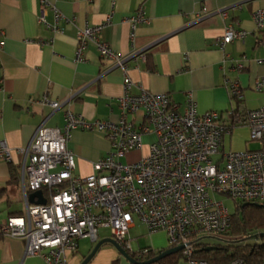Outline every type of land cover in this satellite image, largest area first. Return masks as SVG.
<instances>
[{
    "label": "built area",
    "instance_id": "built-area-1",
    "mask_svg": "<svg viewBox=\"0 0 264 264\" xmlns=\"http://www.w3.org/2000/svg\"><path fill=\"white\" fill-rule=\"evenodd\" d=\"M47 10H53L52 23L46 18ZM207 13L204 7L197 17ZM113 14L111 10L103 22L78 30L77 61L83 60L85 49L93 43L103 58L127 70L128 57L101 39ZM223 15L227 16V10ZM64 18L51 0H40V24L61 33ZM253 18L260 34L259 44L264 47V8L255 10ZM127 20L133 33L139 23L148 22L142 7ZM248 33L229 25L219 46L224 49ZM257 62L264 64V57ZM237 66L241 69L244 63L238 62ZM225 84L238 102L229 111L228 122L219 111L199 112L192 93L184 111L167 93L144 87L134 93L136 83L126 74L124 92L117 98L119 119H89L67 109L62 127L39 125L28 146L17 149L24 155L20 182L26 209L1 223L2 234L25 240V258L40 256L45 264H68L69 254L78 250L80 239L98 241L99 230L108 228L111 237L133 258L144 261L163 249L135 247L137 239L130 238V231L137 218L149 234L164 232L167 248L184 246L180 252L190 264H213L195 256L201 245L208 244L203 238L219 239L230 228L232 214L219 196L235 202L264 203V106L244 108L240 83L226 78ZM254 90L264 92V75L255 81ZM34 102L29 99L30 104ZM37 102L53 110L64 104L48 95ZM237 126H247L250 140L260 147L225 151V135ZM77 129L101 133L111 143V149L94 163V172L87 176L75 173V154L68 147ZM149 134L156 140L148 144L147 155L123 161L129 152L143 147V137ZM12 153L7 142L1 140L0 159L11 162ZM37 190H43L45 204L29 201V194ZM224 264L247 262L237 259Z\"/></svg>",
    "mask_w": 264,
    "mask_h": 264
},
{
    "label": "crops",
    "instance_id": "crops-1",
    "mask_svg": "<svg viewBox=\"0 0 264 264\" xmlns=\"http://www.w3.org/2000/svg\"><path fill=\"white\" fill-rule=\"evenodd\" d=\"M51 1L65 17L61 33L39 23L40 0H0V141L13 150L11 162L0 159V264H45L40 256L25 258L24 239L1 232L3 221L26 209L20 182L24 155L17 149L28 146L42 123L62 127L67 109L89 119H119L117 98L124 92L126 74L136 83L134 93L140 87L167 93L180 111L192 93L199 112L219 111L227 122L229 111L238 102L232 99L226 78L240 83L244 108L264 106V92L254 90L255 81L264 75V64L257 62L264 57V47L259 44L253 18L255 10L264 8V0ZM140 7L148 22L139 23L133 33L127 18ZM204 7L208 13L198 18ZM111 10L113 18L102 30L101 39L128 57L127 70L103 58L93 43L85 49L83 60L75 58L78 30L103 22ZM46 18L54 22L53 10H47ZM229 25L249 33L222 49L219 42ZM50 39L52 43L41 42ZM238 62L244 63L243 68H238ZM44 95L64 102L63 106L53 110L39 104ZM30 98L35 102L30 104ZM146 136L153 140L144 143ZM155 140V135H145L143 147L129 152L125 162L147 155L148 144ZM68 147L75 154V173L87 176L111 143L101 133L77 129ZM259 147L250 140L247 126L235 127L224 138L225 151ZM12 168L19 181L12 179ZM85 257L73 260L81 264Z\"/></svg>",
    "mask_w": 264,
    "mask_h": 264
},
{
    "label": "trees",
    "instance_id": "trees-1",
    "mask_svg": "<svg viewBox=\"0 0 264 264\" xmlns=\"http://www.w3.org/2000/svg\"><path fill=\"white\" fill-rule=\"evenodd\" d=\"M11 172L12 179L19 181L17 170L12 168ZM236 203L237 210L232 214L230 228L224 234L229 236L224 241L225 243L201 245L196 251V258L207 260L213 264H224L237 259H244L247 264H264V233L261 230L264 229V206L256 205V202ZM245 234L254 237L259 243L244 245L239 238ZM220 239L222 238L217 240L220 241ZM156 255L158 254H150L147 259ZM181 258H183V254L178 252L155 264H179Z\"/></svg>",
    "mask_w": 264,
    "mask_h": 264
},
{
    "label": "rangeland",
    "instance_id": "rangeland-1",
    "mask_svg": "<svg viewBox=\"0 0 264 264\" xmlns=\"http://www.w3.org/2000/svg\"><path fill=\"white\" fill-rule=\"evenodd\" d=\"M153 140L152 137H145L144 143H149ZM127 159V156L123 158V161ZM228 207L231 214H234L237 210V203L228 198L227 196H219ZM136 227L132 228L130 231V238L133 240L137 239V242H134L135 247H151L156 250H162L168 247V239L164 232L157 233L151 235L148 233L147 228L144 224L137 221ZM264 233V229H261ZM253 232V231H252ZM256 232V231H255ZM249 234H245L241 236V239L244 245H254L257 244V240L254 237H249ZM111 231L108 228H102L99 230V240L105 237H110ZM228 235H223L218 241L216 238L205 237L203 238L204 243L208 244H217V242L225 243L224 241L228 238ZM98 240V241H99ZM98 241H92L90 238H82L79 241V247L75 255L73 253L69 254L68 264H75L77 260H73V258L81 259L87 256L95 247ZM89 264H131L125 257L119 256V252L117 249L111 244L103 245L100 250L96 253L94 258L89 262ZM179 264H190L184 258H181Z\"/></svg>",
    "mask_w": 264,
    "mask_h": 264
},
{
    "label": "water",
    "instance_id": "water-1",
    "mask_svg": "<svg viewBox=\"0 0 264 264\" xmlns=\"http://www.w3.org/2000/svg\"><path fill=\"white\" fill-rule=\"evenodd\" d=\"M29 201L31 203L35 204H45L47 202V198L44 196L43 190H37L29 194ZM259 206H264V204L261 203H255ZM105 244H111L114 246L117 251L125 257L131 264H155L161 259L171 255L180 252L184 246H177L172 248H165L163 249L158 255H156L153 258L144 260V261H138L135 258H133L130 253L113 237H105L100 239L93 250L82 260L81 264H89V262L94 258L96 253L100 250V248Z\"/></svg>",
    "mask_w": 264,
    "mask_h": 264
}]
</instances>
